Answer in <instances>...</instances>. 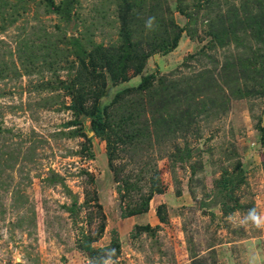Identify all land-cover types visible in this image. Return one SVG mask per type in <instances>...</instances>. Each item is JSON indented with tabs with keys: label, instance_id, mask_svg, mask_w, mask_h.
<instances>
[{
	"label": "rangeland",
	"instance_id": "374dc122",
	"mask_svg": "<svg viewBox=\"0 0 264 264\" xmlns=\"http://www.w3.org/2000/svg\"><path fill=\"white\" fill-rule=\"evenodd\" d=\"M168 2L163 23L183 28L179 45L152 54L141 81L209 71L230 97L228 111L198 115L157 142L119 145L112 165L106 140L91 117L75 114L63 84L78 74L80 50L121 43L123 0H0V264H91L80 244L97 236L103 214L94 246H108L114 235L122 244L105 264H264V224L251 220L264 217V95L235 96L237 86L253 83L239 74L222 82L227 62L238 68L250 57L260 66L264 33L258 40L245 25L223 30L230 12L241 20L264 14V0ZM156 7L147 0V10ZM152 15L133 28L144 46L166 36ZM127 87L109 82L100 105ZM158 179L164 191L149 211L123 217V193L136 198L137 187L148 191ZM147 224L153 231L137 228Z\"/></svg>",
	"mask_w": 264,
	"mask_h": 264
},
{
	"label": "trees",
	"instance_id": "16d2710c",
	"mask_svg": "<svg viewBox=\"0 0 264 264\" xmlns=\"http://www.w3.org/2000/svg\"><path fill=\"white\" fill-rule=\"evenodd\" d=\"M122 4L121 43L112 49L99 46L91 52L80 50L78 74L71 82L63 84L72 97L71 108L75 114L91 117L93 130L106 140L107 154L112 165L119 145L134 144L144 139L149 143L160 141L164 137L190 128L196 116L218 115L228 111L230 105V97L222 92L221 80L206 71L204 78H200L202 74H199L191 80L183 81L162 77L155 82L150 75H144L139 85L119 91L113 102L103 108L100 100L105 95L109 82L115 84L126 82L143 73L152 54L168 52L179 45L183 30L174 20L163 23L165 13H172L168 0H157L158 11L147 10V0L142 2L123 0ZM53 8L61 11L63 7L53 4ZM180 10L184 11L181 7ZM147 13L156 17V24L166 36L157 39V43L144 46L135 40L133 28L137 32L139 26L145 25L146 20L143 22L140 20ZM232 17L233 21L229 23L230 28L224 27L225 35L233 34L235 27L241 24L246 26V30L252 31L254 38L261 40L259 36H262L261 32L264 33L262 12L255 15L250 13L245 20L239 19L236 13L230 12V20ZM160 29L157 28V31ZM210 34H214V37L223 42L224 39L219 32L210 31ZM255 62L250 57H241L238 68H234L236 65L232 62H227L223 66L222 70L227 78L222 80L224 84L232 82L234 74H239L241 79H250L253 82L252 85L237 86L232 91L235 96L264 95V57L262 56L260 66L254 65ZM258 80L260 87L257 86ZM179 152L181 153L180 149ZM158 181V183H151L148 191H144L140 186L137 187L135 192L140 195L136 198L123 193L122 190L126 189L122 188L120 190L124 194L122 202L125 204L122 206V216L146 214L150 209L153 196L164 191L159 179ZM127 189H129L128 183ZM125 195L130 197L128 205L124 200ZM98 206L103 207L99 202ZM162 208L159 207L157 213L163 222L166 218ZM105 218L103 214V222L97 236L80 244L81 248L89 254L91 264H105L107 258L115 259L121 254L122 244L116 235L108 246L98 248L93 244L105 231ZM137 228L153 231L149 224L137 225Z\"/></svg>",
	"mask_w": 264,
	"mask_h": 264
},
{
	"label": "crops",
	"instance_id": "0c3cea01",
	"mask_svg": "<svg viewBox=\"0 0 264 264\" xmlns=\"http://www.w3.org/2000/svg\"><path fill=\"white\" fill-rule=\"evenodd\" d=\"M140 83H141V77L139 75H136L132 77L130 80L124 82V86H137Z\"/></svg>",
	"mask_w": 264,
	"mask_h": 264
},
{
	"label": "clouds",
	"instance_id": "9594fccd",
	"mask_svg": "<svg viewBox=\"0 0 264 264\" xmlns=\"http://www.w3.org/2000/svg\"><path fill=\"white\" fill-rule=\"evenodd\" d=\"M251 220L257 227H260L262 226V224H264V217L262 216H256L255 214H253L251 216Z\"/></svg>",
	"mask_w": 264,
	"mask_h": 264
}]
</instances>
